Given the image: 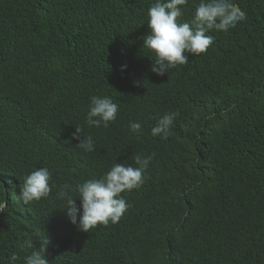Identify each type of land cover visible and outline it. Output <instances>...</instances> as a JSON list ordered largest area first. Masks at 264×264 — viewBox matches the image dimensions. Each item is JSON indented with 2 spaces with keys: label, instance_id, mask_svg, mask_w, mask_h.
<instances>
[{
  "label": "trees",
  "instance_id": "obj_1",
  "mask_svg": "<svg viewBox=\"0 0 264 264\" xmlns=\"http://www.w3.org/2000/svg\"><path fill=\"white\" fill-rule=\"evenodd\" d=\"M233 2L247 19L161 77L143 47L154 0H0V264H24L47 236L48 264H264V0ZM94 95L119 105L107 128L86 123ZM170 111L171 135L152 136ZM137 154L155 155L122 193L125 215L80 231L55 193L67 184L76 198L77 184L136 167ZM42 167L53 193L25 203L23 178Z\"/></svg>",
  "mask_w": 264,
  "mask_h": 264
},
{
  "label": "clouds",
  "instance_id": "obj_2",
  "mask_svg": "<svg viewBox=\"0 0 264 264\" xmlns=\"http://www.w3.org/2000/svg\"><path fill=\"white\" fill-rule=\"evenodd\" d=\"M188 0H154L147 11L149 33L143 38V47L154 53L155 59L151 71L158 76H165L177 66L188 63L189 56H199L207 52L214 42L212 31L227 32L239 22L247 19V14L233 0H200L193 18L183 21L184 7ZM126 67V65L124 66ZM119 105L109 96L90 97L86 123L89 127H109L115 122ZM180 116L178 111H170L157 118L151 129L154 137L168 139L174 121ZM132 133L143 131L140 122H130ZM72 139L84 152H93L95 144L92 136L83 135V130L76 127ZM155 154L135 155L136 167L117 162L100 178L88 179L76 185L73 197L70 185H64L55 193V198L64 202L65 212L74 225L83 232H89L98 225L107 226L118 223L130 205L122 195L125 191L139 189ZM75 171V169L73 170ZM53 177L47 167L38 168L23 178L20 195L25 203L48 198L53 193ZM77 199L80 205L77 206ZM50 243L49 237H40V250L23 257L24 264H48L44 253ZM24 247L34 248L32 238L24 241ZM17 254L10 257L12 262Z\"/></svg>",
  "mask_w": 264,
  "mask_h": 264
}]
</instances>
